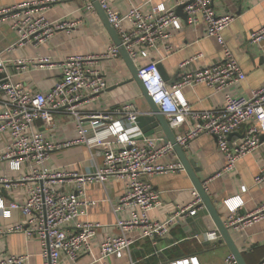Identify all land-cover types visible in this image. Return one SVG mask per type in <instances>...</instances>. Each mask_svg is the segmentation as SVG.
Segmentation results:
<instances>
[{
	"label": "built area",
	"instance_id": "built-area-1",
	"mask_svg": "<svg viewBox=\"0 0 264 264\" xmlns=\"http://www.w3.org/2000/svg\"><path fill=\"white\" fill-rule=\"evenodd\" d=\"M57 0H38L21 5L0 9V23H9L18 36L15 45L42 44L59 30L73 29L74 21L59 19L51 21L47 7ZM106 11L108 19L116 29L123 46L134 62L146 59L139 69V74L155 103L167 118L172 129H180L189 118L196 126H190L177 134L178 143L186 147L191 140L202 134L216 137L218 148L225 159V171H231L247 154L262 145L260 127L264 126V86L254 89L249 97L234 96L230 88L243 81L246 74L233 52L228 48L223 31L234 21L232 15H219L215 2L220 0H174L173 8L157 4L151 12H144L142 7L131 5L121 13L112 8L109 0H98ZM87 6L95 11L93 3ZM184 6L187 22L195 25L203 21L209 37L217 39L223 47V59L200 70L191 71L182 76L172 88H168L159 70L158 63L152 60L150 53L160 40L168 35L169 27L181 28L176 8ZM251 42L264 41V24L250 33ZM10 47L9 49H11ZM1 54V53H0ZM120 51L112 45L101 55L76 54L69 56L62 63L63 74L52 89L47 92L29 90L23 83L15 81L8 70L5 60H0V134L8 133L11 137L6 149L0 152V162H8L12 170L28 167L30 174L22 178L26 183L25 203L0 200V215L10 218L14 210H19L26 217L25 223L17 224L7 230L0 227V237L5 233L23 232L39 238L42 246L43 264H62L65 255L77 263L83 253L92 256L88 264H109L112 256L122 258L126 252L141 240L154 242L168 236L172 227L183 218L194 216L203 209L202 199L196 190L193 201L185 206H178L165 219H152L149 213L162 204L161 193L157 191L151 179L156 175L169 172H184L183 164L177 161L164 162V158L174 154L171 143L164 142L163 134L150 135L143 132L136 119L142 113L133 103H124L110 109L84 115L81 106L102 94L108 88L106 77L97 68L100 58H117ZM200 57L202 55H199ZM40 62L49 63L48 57ZM187 61L182 66L188 64ZM33 60L17 59L18 67ZM206 85L215 92H224V106L220 109L195 110L185 100L183 88ZM64 111L74 117L80 138L65 143H54L46 136L34 130L36 122L52 127L54 113ZM88 120L86 126L84 121ZM242 133L241 138L230 140L235 133ZM93 133V138L88 135ZM87 142L96 148L102 156V166L92 174H70L61 170H52L45 166L50 154L55 150L79 142ZM110 177H117L126 184L117 210H130L129 218H120L117 226L121 233L108 236L99 244V252L93 251L92 241L102 227L100 223L82 221L75 229H66L64 225L83 216L80 196L92 182H105ZM67 178L76 179V191H64L56 188L59 182ZM2 181L10 184L7 179ZM264 181V171L255 177L256 183ZM247 187L243 186V191ZM230 217L226 226L240 228L250 226L264 219V203L253 212L240 216L237 210L243 200L240 196L226 200ZM204 240L217 242L221 239L218 231H209ZM28 255L11 254L0 260V264H26ZM131 264H136L132 261ZM170 264H200L196 256L172 261ZM224 264H237L235 257L229 254ZM261 264H264V259Z\"/></svg>",
	"mask_w": 264,
	"mask_h": 264
},
{
	"label": "crops",
	"instance_id": "crops-1",
	"mask_svg": "<svg viewBox=\"0 0 264 264\" xmlns=\"http://www.w3.org/2000/svg\"><path fill=\"white\" fill-rule=\"evenodd\" d=\"M38 0H0V9L21 5ZM91 1V0H90ZM116 11L124 13L131 5L140 6L146 13L151 12L157 4L166 8L175 6L174 0H109ZM88 0H57L47 7L46 15L51 21L67 19L76 24L73 29L59 30L52 38L42 44L15 45L18 36L12 31L9 23H0V60H5L13 79L24 84L29 90L47 92L54 87L63 74L62 63L69 56L101 55L115 45L98 13L87 6ZM219 15H232L234 21L223 31V37L228 48L246 74V78L233 85L229 90L234 96L249 97L252 90L264 86V41L251 42L250 33L264 24V0H220L215 2ZM176 8V12H177ZM178 14V13H177ZM181 28L169 27L167 37L160 40L152 50L150 57L158 65L162 64L166 73L168 88L178 82L188 72L200 70L223 59V47L217 39L209 37L203 21L190 25L187 18L179 15ZM12 47L11 49H9ZM199 55H202L201 57ZM42 57H48L49 63L40 62ZM30 59L33 62L18 67L14 61ZM182 66L183 63L190 61ZM146 59H139V68ZM97 68L106 77L108 88L99 96L81 106L82 113L89 115L124 103H133L136 108L145 113L150 107L142 95L138 85L133 81L129 68L123 57L100 58L96 61ZM185 100L195 110L220 109L224 106V92H215L206 85L185 87L182 90ZM88 120L84 121L87 126ZM190 126H196L188 118L177 134ZM34 130L43 133L49 141L65 143L80 138L77 121L64 111L54 113L52 127L38 121ZM163 134L160 130H152L150 135ZM262 145L238 161L235 168L225 171V159L218 148L217 139L210 134H202L184 147L190 159L196 161L199 168L197 174L206 186L219 215L225 221L230 217L227 199L240 196L243 200L237 210L240 216L253 212L264 203V181L255 182V177L264 171V126L260 127ZM94 134L90 133L89 138ZM242 133H235L230 140L241 138ZM11 137L8 133L0 134V152H3ZM97 149L87 142H79L60 150L53 151L45 166L52 170H61L70 174L95 173L103 163V158ZM176 153L164 158V162L177 161ZM180 161V160H179ZM30 174L28 167L12 170L8 162H0V200L5 203H25L27 195L26 183L22 178ZM7 179L10 184L2 181ZM153 187L161 193L162 204L153 209L149 216L152 219H165L178 206L188 205L193 201V191L196 190L191 178L184 172H169L156 175L151 179ZM78 183L74 178H67L56 185L57 189L76 191ZM243 186L247 187L243 191ZM126 190V184L117 177H110L105 182H92L85 188L81 209L83 216L75 218L64 225L66 229H75L82 221L100 223L102 227L92 241L94 253L99 252V244L108 236L121 233L117 226L118 219L131 216L130 210H117L121 196ZM183 218L176 223L168 236L154 242L149 239L136 243L122 258L112 256L109 264H170L177 259L196 256L200 264H224L225 258L232 254L225 244L204 240V235L198 233L208 226L209 231H218L210 215L197 218L193 224ZM26 217L19 210H14L10 218L0 215V227L7 230L17 224L25 223ZM208 232V231H207ZM219 232V231H218ZM231 234L243 252L247 264H261L264 259V219L250 226L231 229ZM41 242L38 237L23 232L5 233L0 237V260L11 254L28 255L26 264H43ZM92 256L83 253L77 263H73L65 255L62 264H88Z\"/></svg>",
	"mask_w": 264,
	"mask_h": 264
},
{
	"label": "water",
	"instance_id": "water-1",
	"mask_svg": "<svg viewBox=\"0 0 264 264\" xmlns=\"http://www.w3.org/2000/svg\"><path fill=\"white\" fill-rule=\"evenodd\" d=\"M93 3L96 12L98 13L100 19L102 20L103 24L105 25L109 35L111 36L112 40L114 41L115 45L118 46L121 56L123 57L124 61L126 62L129 71L132 75L131 81L135 82L142 95L145 97L149 104V111L142 113L136 119L137 125L143 130L145 133H149L152 130H160L165 135V141L171 143L174 152L176 153L177 157L179 158L180 162L183 164L185 171L189 175L192 180V183L198 192L199 196L202 199L203 209L198 211V213L194 216H189L187 218V222L193 224L198 217L203 218L205 215H210L212 218L217 230L221 235L220 243L225 244L232 255L235 257L237 264H247L243 252L239 249L238 245L234 241L231 228L227 227L225 221L219 215L218 210L210 197V194L206 190V186L204 184V180H202L197 174L199 173V168L196 165V161L194 159L188 158L184 147L181 146L177 141V133L174 129L171 128L167 118L161 112L158 105L155 103L154 99L148 92L140 74L139 69L136 63L131 59L129 56L126 48L123 46L121 39L116 31V29L110 23L106 11L102 8L100 2L98 0H91ZM184 6H180L177 9V13L181 15L184 19H186V14L184 12ZM159 70L164 78L167 79L166 73L162 64L158 65ZM209 232V228L205 225V229L201 230L198 235ZM209 244L208 241H206Z\"/></svg>",
	"mask_w": 264,
	"mask_h": 264
}]
</instances>
